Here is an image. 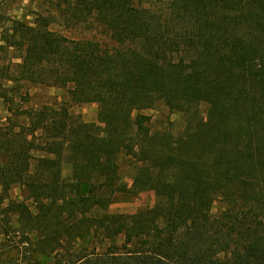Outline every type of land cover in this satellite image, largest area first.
<instances>
[{"label": "trees", "instance_id": "trees-1", "mask_svg": "<svg viewBox=\"0 0 264 264\" xmlns=\"http://www.w3.org/2000/svg\"><path fill=\"white\" fill-rule=\"evenodd\" d=\"M159 2L57 0L66 26L96 25L117 49L53 32L54 17L39 15L4 39L25 50L7 80L68 88L71 105L101 107V124L75 120L65 104L0 128L2 200L21 185L36 205L10 201L4 212L36 232L53 264H264V0ZM1 99L12 101L2 85ZM158 102L189 117L181 134L152 130L143 111ZM123 154L136 162L129 192H154L153 211L108 212L128 191ZM217 200L227 209L214 214ZM87 239L103 250L88 252Z\"/></svg>", "mask_w": 264, "mask_h": 264}, {"label": "rangeland", "instance_id": "rangeland-1", "mask_svg": "<svg viewBox=\"0 0 264 264\" xmlns=\"http://www.w3.org/2000/svg\"><path fill=\"white\" fill-rule=\"evenodd\" d=\"M133 1L137 6L157 8L160 5L159 0ZM56 2L57 0H0V47L3 48L0 49V85L7 89L12 100L10 103L0 100V128L7 129L14 123L29 126V119L26 115L29 110L35 111L44 107L59 109L65 104L69 107V112L75 120L101 124L100 105L95 103L71 105L68 88L50 87L31 82H21L17 85L15 82L7 80L9 75L17 76L19 65L25 56L24 49L9 47V44L4 42L15 21L33 25L37 15L54 17L56 22L50 26L53 32L76 41L97 42L103 48L111 50L119 47L116 41L98 29L96 25L93 29L89 28L90 26H87L86 23L71 27L66 26L65 19L61 17L55 6ZM12 87L19 90L14 91ZM208 108L207 104H201L198 107L200 116L206 118ZM143 114L151 118L150 126L154 132L168 131L175 136L184 131L189 120V117L182 114L171 113L163 102H158L153 109L145 110ZM40 136L41 134L38 132H28L29 139L35 140L37 143L41 140L39 139ZM2 150L0 149V166L7 164V157L3 155ZM33 155L36 158L46 157L40 151H35ZM118 165L121 183L128 191L119 192L114 196L108 212L133 215L153 211L157 203L154 192L149 191L140 194L129 192L136 176L134 159L125 154L120 155ZM64 174H69L67 167ZM2 198L3 191L0 187V264H53L56 254H43L36 249V232L27 231L21 227L17 216L12 212L8 214L4 212L10 201L24 202L30 206L32 211L36 212V205L28 199L26 189L21 185H14L8 193V199L3 202ZM226 209V204L217 200L213 206V213L218 214ZM84 246L90 253H93V250H103L101 245L91 239H87ZM71 249L74 251L72 247ZM78 252H81V249Z\"/></svg>", "mask_w": 264, "mask_h": 264}, {"label": "crops", "instance_id": "crops-1", "mask_svg": "<svg viewBox=\"0 0 264 264\" xmlns=\"http://www.w3.org/2000/svg\"><path fill=\"white\" fill-rule=\"evenodd\" d=\"M7 165V164H6ZM5 166V165H4Z\"/></svg>", "mask_w": 264, "mask_h": 264}]
</instances>
